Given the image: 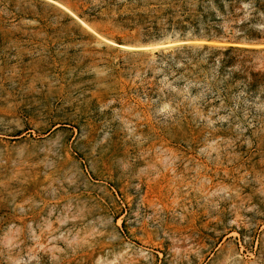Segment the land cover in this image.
<instances>
[{
    "label": "rangeland",
    "instance_id": "1",
    "mask_svg": "<svg viewBox=\"0 0 264 264\" xmlns=\"http://www.w3.org/2000/svg\"><path fill=\"white\" fill-rule=\"evenodd\" d=\"M0 264H264V0H0Z\"/></svg>",
    "mask_w": 264,
    "mask_h": 264
},
{
    "label": "trees",
    "instance_id": "2",
    "mask_svg": "<svg viewBox=\"0 0 264 264\" xmlns=\"http://www.w3.org/2000/svg\"><path fill=\"white\" fill-rule=\"evenodd\" d=\"M175 54L171 60L178 61L180 65L189 71L194 68L193 72L196 77H199V71L211 70L216 77L222 78L227 76L228 79H235V74L232 73V69L235 63L238 62L239 57L235 56L236 53H249L246 50H242L235 47H227L224 49H210L204 47L202 49H191V48H181L175 50ZM163 58H167L170 61L171 52L165 55L160 54ZM239 64V62H238ZM246 86L251 89L254 85L246 83ZM221 94H224V88L221 89Z\"/></svg>",
    "mask_w": 264,
    "mask_h": 264
}]
</instances>
